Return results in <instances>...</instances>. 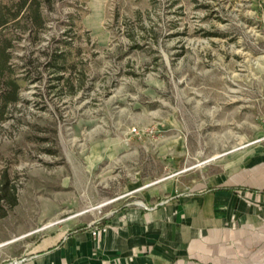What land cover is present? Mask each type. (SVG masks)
I'll use <instances>...</instances> for the list:
<instances>
[{"label": "rangeland", "instance_id": "obj_1", "mask_svg": "<svg viewBox=\"0 0 264 264\" xmlns=\"http://www.w3.org/2000/svg\"><path fill=\"white\" fill-rule=\"evenodd\" d=\"M41 17L0 40L17 91L0 264L264 158V0H53Z\"/></svg>", "mask_w": 264, "mask_h": 264}, {"label": "crops", "instance_id": "obj_2", "mask_svg": "<svg viewBox=\"0 0 264 264\" xmlns=\"http://www.w3.org/2000/svg\"><path fill=\"white\" fill-rule=\"evenodd\" d=\"M79 229L44 236L7 264H264V158Z\"/></svg>", "mask_w": 264, "mask_h": 264}, {"label": "trees", "instance_id": "obj_3", "mask_svg": "<svg viewBox=\"0 0 264 264\" xmlns=\"http://www.w3.org/2000/svg\"><path fill=\"white\" fill-rule=\"evenodd\" d=\"M51 1L53 0H9L8 2L0 3V40L6 36L3 31L8 26L16 28L20 23H24L30 26H25L22 31H31L34 25H37L36 30H40L42 27L41 14L44 3L50 4ZM3 41L4 44L0 46V85H2L5 79V86H0V115L3 114L7 106L17 101V91L14 88V80H12L10 71V46L8 43L10 39H3ZM56 64H64V58L63 55L57 54L55 50L54 53L49 55L46 67L58 73L62 68L61 66L57 67ZM1 178L0 209H2L4 205L2 193L6 191V178L5 176ZM215 189L216 188H210L206 191ZM80 230L81 229H77L76 231Z\"/></svg>", "mask_w": 264, "mask_h": 264}, {"label": "water", "instance_id": "obj_4", "mask_svg": "<svg viewBox=\"0 0 264 264\" xmlns=\"http://www.w3.org/2000/svg\"><path fill=\"white\" fill-rule=\"evenodd\" d=\"M141 204V203H140Z\"/></svg>", "mask_w": 264, "mask_h": 264}]
</instances>
